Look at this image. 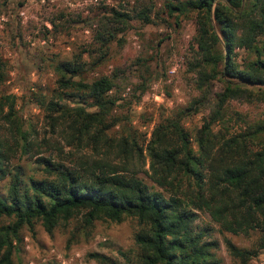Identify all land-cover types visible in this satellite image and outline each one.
<instances>
[{"label": "rangeland", "instance_id": "374dc122", "mask_svg": "<svg viewBox=\"0 0 264 264\" xmlns=\"http://www.w3.org/2000/svg\"><path fill=\"white\" fill-rule=\"evenodd\" d=\"M223 2L240 12L248 9L252 0ZM144 7L152 8L153 22L146 23L136 16L123 17L113 21L117 33L106 46L94 42L97 17L114 16L115 11L134 15ZM211 23L220 38L215 47L221 54L216 65L219 77L200 83L198 71L192 69L199 57L193 12L170 16L164 0H0V65L4 72L0 99L8 94L16 96L14 120L34 141L33 147L22 149L23 140L6 120L8 106L4 105L0 109V154L5 168L11 171L18 168L23 181L28 182L30 178L53 176L46 164L37 161L38 156L67 166L73 164L66 156L69 146L64 137L57 134L50 138V144L41 143L48 126L46 112L35 96L44 94L47 99H55L58 91L54 66L72 61L78 54L86 65L76 80L90 83L101 76L117 78L116 85L107 93L115 103L109 105L105 132L110 138L127 137L142 146L143 160L135 161L130 169L151 188L168 195L147 173L149 159L145 146L159 124L178 123L186 132L187 145L194 154L199 152L197 132L208 122L212 132L227 136L261 126L262 132L249 138L248 144L252 150L263 148L264 84L244 83L258 97L241 94L230 98L219 118L212 117L217 94L223 90L221 72L226 50L213 13ZM259 52L264 58V33L257 36L254 50L235 47L233 59L239 67H246ZM166 98H173L174 102L169 104ZM60 100L69 107L79 105L90 111L98 110L76 96L63 95ZM104 150V147L97 151L82 147L77 157L84 152L98 157ZM175 178V181L181 179L182 184L188 179L178 173ZM9 183V175L0 179V196L6 195ZM193 210L196 215L193 227L204 234V241L215 243L210 250L218 264H242L230 254L227 240L239 248H256L261 235L259 229L234 234L214 221L207 211ZM84 213L60 219L50 233L40 221H35L32 228L23 224L17 236L11 238L13 263L143 264L142 250L135 242L142 226L136 218L124 216L120 221L98 218L87 223ZM12 220L2 217L0 226ZM94 254L103 258H95ZM247 264H264V249L250 257Z\"/></svg>", "mask_w": 264, "mask_h": 264}, {"label": "trees", "instance_id": "16d2710c", "mask_svg": "<svg viewBox=\"0 0 264 264\" xmlns=\"http://www.w3.org/2000/svg\"><path fill=\"white\" fill-rule=\"evenodd\" d=\"M164 6L170 16L194 13L199 57L192 69L198 71L200 83L219 77L216 65L221 54L215 47L220 38L211 23L212 13L219 24L226 53L221 72L223 90L217 94L212 117L219 118L230 98L241 94L258 97L244 83L264 84V58L259 52L248 66L241 68L233 59V51L238 46L255 49L257 36L264 33V0H252L251 6L240 12L228 8L223 0H164ZM151 10L144 7L134 15L115 11L114 16L97 17L94 42L106 46L117 33L113 21L123 17L136 16L146 23L153 22ZM208 64L215 66L209 68ZM85 65L80 54L72 61L56 64V98L35 96L46 112L48 126L41 143L50 144V138L58 135L64 137L69 146L66 156L73 164L67 166L38 156L37 161L46 164L53 176L24 182L18 168H5L0 154V179L10 176L7 193L0 196V219H13L12 223L0 226V264H14L11 238L17 236L23 224L32 228L35 221H40L50 233L60 219L83 211L87 223L98 218H136L142 226L135 242L142 250L143 264H218L210 250L215 243L204 241V234L193 227V209L207 211L214 221L234 234L255 228L261 231L254 249L239 248L226 241L230 254L242 264L264 249V147L252 150L248 144L249 138L262 132L261 126L227 136L212 132L208 122L197 132V154L187 145V134L178 123L156 126L145 146L147 173L168 192L166 195L151 188L130 169L135 161L143 160L142 146L127 137L115 139L106 135L109 105L115 103L107 93L116 85L117 78L101 76L90 83L76 80ZM3 80L0 65V83ZM63 95L76 96L98 110L69 107L61 102ZM15 101V95H3L0 109L8 106L6 120L13 125L11 128L21 137L22 149L26 150L33 147L34 141L14 120ZM82 147L105 150L98 157L86 155L88 152L77 157ZM177 173L188 178L185 184L179 178L175 181ZM92 256L103 258L98 254Z\"/></svg>", "mask_w": 264, "mask_h": 264}, {"label": "built area", "instance_id": "2783aa9c", "mask_svg": "<svg viewBox=\"0 0 264 264\" xmlns=\"http://www.w3.org/2000/svg\"><path fill=\"white\" fill-rule=\"evenodd\" d=\"M158 97H159V96H156L155 99L159 100ZM166 100H167V102H168L169 104H171L172 102H174V99H173V98H166Z\"/></svg>", "mask_w": 264, "mask_h": 264}]
</instances>
